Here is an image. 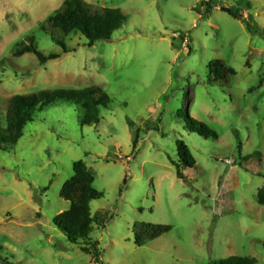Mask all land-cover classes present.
<instances>
[{
	"label": "rangeland",
	"instance_id": "rangeland-1",
	"mask_svg": "<svg viewBox=\"0 0 264 264\" xmlns=\"http://www.w3.org/2000/svg\"><path fill=\"white\" fill-rule=\"evenodd\" d=\"M64 1L0 0V113L16 95L54 90L102 88L111 104L90 126L77 106L45 109L0 149V264H264V0H84L120 9L127 23L93 46L73 35L70 52L44 65L18 54L29 37L62 53L40 24ZM215 60L234 71L227 84L210 74ZM78 161L103 195L91 204L88 247L54 223L70 208L60 193ZM142 223L172 231L138 247Z\"/></svg>",
	"mask_w": 264,
	"mask_h": 264
},
{
	"label": "trees",
	"instance_id": "trees-1",
	"mask_svg": "<svg viewBox=\"0 0 264 264\" xmlns=\"http://www.w3.org/2000/svg\"><path fill=\"white\" fill-rule=\"evenodd\" d=\"M223 12L235 20L240 21L243 18L242 11L236 8L223 7ZM126 23L127 17L120 9H97L84 0H65L53 15L40 24V29L51 35L52 41L61 48L62 53L46 55L38 49L34 39L29 37V45L18 54H34L41 65H44L49 61L59 59L61 54L70 52L66 40L73 35L81 34L88 41V46H93L97 42L111 40ZM209 72L214 76V81L219 84H227L231 76L234 75V71L221 60L211 62ZM110 104L111 97L102 88L54 90L42 91L37 94L16 95L11 99L6 115L3 116L0 113V149L3 152L11 151L24 137L26 126L34 122L36 116L45 109L59 105L77 106L83 113L81 124L90 126L99 123L101 110L108 109ZM190 121L193 131H195V127H199V124L191 118ZM181 149L180 156L185 167L193 168L195 160L185 146H182ZM173 164L177 167V177L185 179L180 170V164L175 162ZM94 182L95 177L90 173L86 164L83 161H78L73 164L72 178L61 190L60 196L63 200L70 202V208L59 215L54 223L68 242L73 245L92 246L91 243H88L95 223L91 204L103 198V195L94 187ZM258 203L264 206V189L258 193ZM171 231L172 228L165 225L135 224L133 228L135 245L144 247ZM87 247L82 248L84 253L99 256L96 248L92 250ZM3 251L4 247L0 246V253ZM0 259H2L1 255ZM214 264L259 263L254 258L234 256L219 260Z\"/></svg>",
	"mask_w": 264,
	"mask_h": 264
}]
</instances>
